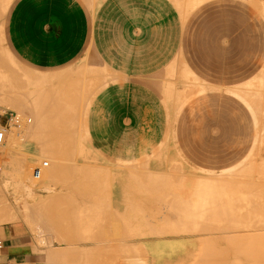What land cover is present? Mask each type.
<instances>
[{"label":"crops","instance_id":"obj_1","mask_svg":"<svg viewBox=\"0 0 264 264\" xmlns=\"http://www.w3.org/2000/svg\"><path fill=\"white\" fill-rule=\"evenodd\" d=\"M4 3L0 0V42L23 73L77 75L84 68L90 70L94 59L106 70L105 85L89 104L87 128L90 153L102 159L93 168L114 177L99 178L90 200L101 201L119 217L105 224L103 234L97 233L99 242H109L106 239L118 229L126 250L144 242V248L164 251L162 259L169 260L174 255L167 251L187 249L189 233L173 235L166 221L155 217L164 207L157 203L161 196L164 199L174 187L176 197L184 198L202 180L197 175L211 179L257 151L264 159V7H260L264 0H201L185 16L174 0H10L7 7ZM181 78L195 80L196 87ZM137 165L147 167L139 173L145 170L147 175L149 170L148 178L142 174L138 180ZM171 165L183 174L171 175ZM163 172L168 175L160 177V189L156 181L148 184L150 173L149 182ZM120 219L122 224L115 229L112 222ZM136 224L149 234L138 236ZM26 225L24 220L0 224L4 245L0 264H45L36 235ZM150 227L166 234L152 237ZM149 256L151 261L161 258ZM126 258L131 263L133 256Z\"/></svg>","mask_w":264,"mask_h":264},{"label":"bare ground","instance_id":"obj_2","mask_svg":"<svg viewBox=\"0 0 264 264\" xmlns=\"http://www.w3.org/2000/svg\"><path fill=\"white\" fill-rule=\"evenodd\" d=\"M200 1L201 0H174V2L176 3V6L179 8L181 14L184 16L187 15L188 12L191 9H193L197 4H199ZM9 2H10V0H5V3L2 5L7 7L6 5H8ZM262 5H264V4H262ZM260 7H264V6H261V3H260ZM2 8H3L2 10L4 12L5 8L4 7H2ZM0 12H1V10H0ZM0 14L3 15V13H0ZM2 15L0 16V18L2 17ZM0 21H1V19H0ZM7 57H8V59H10L9 62H11L15 66L17 65L15 60L13 58H11L10 55H7ZM4 65H5V62H3V60L0 58V130L2 131V137L0 140V188L2 187V185H4V188L12 195L13 198H12V203H9L7 205V206H9L8 208L6 207V205H4L5 207L2 206V209L0 208L1 209L0 210V224H2L4 222H8V221L22 220V218L24 217L26 219V224H27L26 226H28L29 229L33 233L37 234V237H39V238H40V236L43 238L44 230L48 231V229L49 230L52 229L53 232L48 231L49 233L51 232V234L52 233L54 234L56 232L55 237L57 239H59L58 241L59 242L66 241L69 246L67 245L66 250H64L65 248L63 247L64 249L63 248L62 249L64 251L61 250L60 247H59L60 251H51L52 253L50 252V256L48 255V251H49L48 249H50V248L46 249V251H47L46 254H47V256H49L46 258H47V260H48V258H50V259L48 261L46 260L45 264H59V262H61V259L63 261L65 259V261H66L67 259L69 260V258L72 261L69 260V262H64L65 264H104V263L108 262L109 259H110V261L106 264H114L116 259L118 260V258L115 259L114 257H118V255H123V257L125 259H127L126 256L127 255L129 256V254H131V256H133V258H131V260H132L131 264H264V221L261 223V225L257 224L258 226H262L261 228H258L257 225H256L257 227L255 226L256 228L252 225L249 226L247 224L248 222L240 225V227H243V229H245V230H243V232H240V230H242V229L238 230L239 224H241L243 221L241 220V223H238V225H237V221L236 222L234 221L235 219L237 220V217L240 218V217L245 216L246 212L244 215L242 214V212H244L245 210H247L248 213L251 212V209H249L250 211H248L249 207L252 208L254 213H255V211L257 212L258 208L262 209L263 213L260 215H262V217H264V202H263L264 198L257 196V194L260 192L259 191V192H256L255 193L256 196L252 197L251 199L247 198V197H245V198H242V197L239 198L238 197V198L230 199V194H231V192L229 191L230 187H226V185L227 186H229V185L227 183V180H224V179H227V176L222 177L224 179H221V177L220 178L212 177L213 179L212 178L209 179L207 176L208 179L205 180L204 176H200V175L196 174L197 176H199V178L202 177V180H198L199 181L198 184L192 185L191 192L188 196L185 195L186 197H184V198L182 196L180 198V196H179L177 198L175 195L176 190L173 192L174 187H173V189L171 188L172 189L171 192L169 191L171 196H169L170 195L169 194L168 195L169 197H168L166 194V196H165L166 201H165V198L163 199L162 196H161V198L163 200L159 199L160 197L158 196L159 197L158 199L162 200V201L158 200L157 203L162 202L160 204V207H162V206H164V207H162L163 209H158L159 213H157V215H155V217H157L158 219H161L163 221H166V223L165 222L164 223L166 224V227L168 225L167 231L171 232V234L173 233V235H175L174 233L181 232V233H189V235L191 236L190 242L188 241V244H190V246L187 249L180 250V251L179 250L178 251H176V250L167 251L168 253H171V255H174V257H172L171 259H169V260L162 259L163 255H164V251L148 250V249L144 248L143 247L144 242L142 244L140 243L141 245L139 247L137 246V245H139V243L138 244L136 243L137 245L134 244V248L137 246V248H135V249L128 247L129 250L128 249L126 250L125 248H123L124 245L121 243L122 237H121L120 233H122V232H120V230H118V229H117L118 231L113 229L115 233L112 232L113 230H110V232H112L115 235L113 238L106 239L109 242L104 241L107 244L103 243L102 241L100 243L99 242L100 236L97 235V233H102L101 230L104 228V226H106L105 224L108 225V224H110L111 220L118 219L119 214L116 213L115 211H112L111 208H106L104 203L101 204V201L99 202L100 204H94L90 200V198H92V197H90V190H92V189L96 190L94 188H97L96 184L98 183L99 178H105V177L101 176L102 173L101 174H99V172L94 173L95 168H93V165L90 166L91 164H85L86 161H84V160H87V157L83 151H79L77 153V151L75 149L73 150L71 148V145H73L75 142V137L73 138L72 134H64L63 133L65 129L68 130V127H66L64 125V122L66 121L64 118H66V116H68V114H71L72 107H75L74 105L72 107L66 106L68 104L67 101L65 102L66 105L62 106V105H64L63 102L66 98L71 99L74 95L73 94V95L67 97L66 89H68V88H66V86L72 85V83L74 81L78 80V79L75 80V78L76 77L78 78V76H76L74 73L72 74L71 72H68L67 74H62V75H44V74H37V75L31 74L30 75V74L23 73L22 69H19L17 66H16L17 67L16 69L13 68L10 71V69L2 68V66H4ZM102 66L103 65L101 64L100 60H98V59H94L93 62L90 63V79L89 80H91V82H90V88L89 89L91 91H92V89L96 88L97 84L99 83V81L101 79H103V81H104V78L106 77L105 76L103 78H100V77H102L100 74V72L102 70V68H101ZM98 73L100 74V76L98 75ZM102 74L104 75V73H102ZM82 76H84V75H82ZM84 78H86V77H84ZM192 78H194V77H192ZM79 80L82 81V79H80V78H79ZM181 80H183L185 82H186V80L189 82H192L194 87H196L195 80H193V79L190 80V79H182L181 78ZM176 81H175V83H176ZM183 81H181V82H183ZM69 82H72V83H69ZM262 82H260V83H262ZM16 83H18V84H16ZM92 83H94V84H92ZM48 86H53L52 87L53 89L51 87H49V89H51L50 92H47V90H46V88H48ZM21 88L27 89L26 96H25L27 99H22V96L20 95L19 91H18V93H14L15 90L21 89ZM83 88L85 89V87H83ZM97 88L95 90H97ZM44 89H45V91H42ZM165 89H164V92H165ZM202 89L204 91L205 87ZM98 90H99V88H98ZM199 91H201V90H198L196 92L199 93ZM74 92H75V90H74ZM84 92H85V90H84ZM88 92H89V90H88ZM94 92L95 91H93V93ZM71 93H73V92H71ZM168 93L167 94L165 93L166 94L165 96H167ZM238 95L240 96V94H238ZM28 96H29V98H28ZM191 96H192V94H191ZM84 97H83V101H84ZM169 97L170 96H168V99H169ZM91 98H93L91 95L89 98H87V101L85 102L86 107L89 106ZM255 99H256V97H255ZM256 101H258V100H256ZM255 105H256V103H255ZM84 108H85V106H84ZM180 108H181V105L176 107L175 108L176 112H179L178 110ZM78 109H80V108H78ZM7 110H10V111L16 110L18 112L16 113L17 114L16 116H12L10 118L5 119L4 115L6 112H8ZM83 110L86 111V108ZM22 113H31L32 117L27 116V118L24 119L25 117H24V114H22ZM78 113H79V111H78ZM83 116H84V118H82V119L84 120L83 122H85V115H83ZM72 119H74V118L72 117ZM72 119L71 118L68 119L69 122H71V123H69L70 124L69 130H71L74 127L73 126L74 123H72L73 122ZM80 124H81V121H80ZM84 125H85V123H84ZM85 126H87V125H85ZM76 127H77V124H76ZM79 131H81V130H79ZM66 133H68V131ZM79 135L81 136V134H79ZM80 136H79V138H80ZM76 137H78L77 134H76ZM79 138L78 139L76 138L77 139L76 145H78L77 144L78 140H79L78 143L80 142ZM73 139H74V141H73ZM68 144H70V145H68ZM67 145L70 146L71 149L70 148L68 149ZM160 146H162V145H160ZM158 149H159V147H158ZM75 151L77 154L75 153ZM79 153L81 154L82 157H81V159L79 157H77V161L75 162L73 160V158L75 155L77 156ZM157 153H159V150L157 151ZM171 153H173V152L171 151ZM73 154H74V156H73ZM43 158H48V159H43ZM245 160H243V161H245ZM248 160H249V162L248 161L247 162L250 163L251 159H248ZM50 161H51V163H50ZM176 161H177V159H176ZM38 162L40 164H38ZM247 162L245 163L244 168H242L243 166L238 167V171L235 174L238 173L237 175L240 177H248V176L252 177V174L250 173V169H249L252 162H251V164H248ZM135 163H136V161H135ZM172 163L175 164L177 162H172ZM124 164H125V162H124ZM144 164H146V162ZM177 164L180 165V163H177ZM177 164H176V166H178ZM129 166H131V165H129ZM171 166L173 167V165H171ZM171 166H170V168H171ZM237 166H239V164ZM137 167H138L137 173H138V177H139L138 180H140V176L142 174L145 175L146 173H144L145 170L143 172H140L141 174L139 173V171H141V169L142 170L147 169V167L141 168L142 166L140 167V165H137ZM131 168L132 167H130V169ZM139 168H140V170H139ZM174 168L175 167H173V169L172 168L171 169L174 170ZM232 169L230 171H232ZM239 169H241V170H239ZM180 170H181V168H180ZM185 170H187V169H185ZM200 170L202 171V169H200ZM148 171L146 170L147 175H145V177H147V178H148V173L150 172V171L149 172ZM135 172H136V170H135ZM172 172L170 173L171 175H173L175 172L176 173L179 172V173H177V175L179 174L178 176L183 174V172L180 173L179 169L177 171L174 170ZM189 172H191V171H189ZM225 172H227V171H225ZM107 173H110V172H107ZM166 173H167V171H166ZM166 173L163 172L164 177L162 174H161V176H160V174H159V176L156 175L155 176L156 178L159 177L158 180H156V178H154V180H153V178H152L153 181L149 182L151 180V178H150L151 173H150L149 174L150 180L148 179V184L151 185L150 183H152V182L154 183L156 181V184L158 183L157 184V186H158L159 183H161V181H159L161 179L160 177H162L164 179L165 176L168 175ZM184 174H186V173H184ZM190 174L192 175V173H190ZM210 174H211V172H210ZM224 174L225 173H223V175ZM243 174L248 175V176H244ZM193 175H195V174H193ZM218 175H219V173H218ZM106 176H107L106 180L107 179L109 180V178L113 179V177H114L111 174H107ZM73 177L75 179H73ZM65 178H67V180H66L67 182L65 183V185L59 186L57 184H54V182H58V181H59V183L60 182L63 183L62 180ZM143 178H144V176L141 177V179H143ZM174 178H176V177H174ZM174 178L172 181H174ZM235 178H237V177H235ZM163 179H162V181H163ZM179 179L182 180L181 177ZM228 180L235 181L236 179L235 180L228 179ZM145 181H147V180L145 179ZM172 181H171V183H172ZM238 181L242 182L243 180L239 179ZM246 181L248 182L247 179H246ZM112 182H113V180H112ZM175 182L176 181H174L173 184ZM241 182H240V185H242ZM171 183L169 182V184H171ZM243 183L245 185V180L243 181ZM251 183L252 182H250V184ZM162 184L163 183H161V185ZM169 184H168V186H169ZM173 184H171L170 186H173ZM94 185H95V187H94ZM143 185H144V183H143ZM217 185H219V186H217ZM263 185H264V183H263ZM166 186H167V184H166ZM166 186H165V191H166ZM256 186H258V185H256ZM110 187L113 188V186H110ZM145 187H147V185ZM160 187H159V189H160ZM177 187H179L178 183H177ZM226 188L227 189L229 188V190H227L230 192L229 196L227 195L228 192L226 193ZM168 189L169 188H167V191H168ZM104 190H106V189H104ZM251 191H252V189H251ZM0 193H3L2 190ZM103 193H104V191H103ZM165 193H163V196L165 195ZM177 195H178V193H177ZM244 196H246V195H244ZM28 197H30V198L28 199ZM100 197H102V196H100ZM105 199H107L109 202V199L107 197ZM101 200H102V198H101ZM249 200H252L253 202H255L254 204H256V205H251L253 203L252 202L249 203ZM90 201L92 202V204L90 203ZM3 203H5V201ZM261 203L263 205L259 206L258 204H261ZM249 205H251V206H249ZM90 211H92V212L90 213ZM237 211H240V213L239 212L237 213ZM121 214H122L121 216H123V213H121ZM249 214L246 215L247 219H249L248 218ZM250 215H252V214H250ZM125 216H126V219L129 221L127 216L128 217H131V216H129V214L128 215L125 214ZM254 216L256 217V215H254ZM91 218L93 220V221H91L92 224H90ZM132 218H133V216H132ZM252 218H253V216H252ZM259 218H261V217L259 216ZM126 219H125V221H126ZM262 219H260V220H262ZM138 220L139 219H137L136 221H138ZM255 220H256V218H255ZM117 221H119V220H117ZM132 222H130V223L132 224ZM140 222H141V220H140ZM146 222H147V224L144 223L146 226L147 225L152 226V223H150L148 221H146ZM256 222L257 221H255L253 223V225H255ZM112 223H114L113 227H115V229H116L118 226L120 227V225L122 224V221L120 219V222L114 221ZM119 223H121V224L119 225ZM128 223H125V225ZM233 223H235V225ZM140 224H142V223H140ZM160 224H161V221H160ZM249 224H252V223H249ZM88 225H90V227L92 226L93 228L92 227L89 228L90 230H86V232L84 230L85 233L83 232L84 233L83 235H85V236H84L83 240H85L84 241L85 245H80L79 243H81V241H80L81 239L79 240L80 241L79 243L77 242L78 239L81 237L80 235H78V233H81V232H79V229L82 230L81 229L82 226H83V228L84 227L86 228ZM134 225H132L133 228H135ZM127 226H129V225H127ZM139 226L140 225L136 226V228H135L136 231H138V230L140 231L141 228L138 229ZM146 226H143V229H142L143 231L145 229L144 227H146ZM161 226L162 227L164 226L163 223ZM158 227L159 226H157V228ZM164 227H163V229H164ZM166 227L164 230H166ZM157 228L156 229L154 228V230L152 231L151 227H150L149 228L150 233L151 234L157 233L158 235L160 234L161 236H162V234H166L165 233L166 231L162 234L158 233L160 231H158L159 228H158V230H157ZM130 229H132V228H130ZM98 231H101V232H98ZM132 231H134V230H132ZM142 233L143 232H141V234H139L138 236H141ZM146 233L147 232H144L143 234H146ZM51 234L47 235L48 239L51 238ZM56 234H58L59 237H57ZM135 234H137V233H135ZM147 234H149V233H147ZM157 234H155L156 237H157ZM182 235H184V234H182ZM132 237H134V236H132ZM152 237H153V234H152ZM163 238H164V236H163ZM144 239H145V237H144ZM142 240H143V238H142ZM159 240H161V239L159 238ZM166 240H168V239H166ZM177 241L179 243L180 240H177ZM48 242L50 243L49 240H48ZM183 242H184V239L181 240V243H183ZM49 243H47V244H49ZM155 243L156 242H154L153 245H155ZM158 244H160V243H157V245ZM240 244H242V245H240ZM114 245H116V246H114ZM130 245H131V243H130ZM153 245H152V247H154ZM3 246H4L3 242L0 240V253L2 252ZM128 246H129V244H128ZM163 246H164V244H163ZM125 247H127V245H125ZM155 247H157V246H155ZM56 248H58V247H56ZM183 248H184V246H183ZM117 249H118V251H117ZM111 250H113V253H114V251L116 252L115 256ZM117 253H119V254H117ZM111 254H113L114 257H112ZM107 255H109V256H107ZM149 255H152L154 257H156V256L159 257L161 255L160 256L161 258H158L159 261H157L156 259H155L156 261L155 260L151 261L149 259V257H150ZM108 257H111V258L108 259ZM111 259H113V260L115 259V261L113 263H111L112 262ZM125 259L120 260L122 263L120 261H118V262L116 261L115 264H130V263H127L125 261ZM60 264H62V263H60Z\"/></svg>","mask_w":264,"mask_h":264},{"label":"rangeland","instance_id":"obj_3","mask_svg":"<svg viewBox=\"0 0 264 264\" xmlns=\"http://www.w3.org/2000/svg\"><path fill=\"white\" fill-rule=\"evenodd\" d=\"M7 53H6V51L4 50V48H3V46H2V44H1V42H0V58L3 60V62H5V65L7 66H9L10 67V70L11 69H13V68H15L16 66L15 65H13L11 62H9L10 61V59H8V57H7ZM10 58V57H9ZM15 66V67H14ZM26 67V66H25ZM102 68V67H101ZM103 70V71H102ZM102 70H101V72H100V74H101V76L102 77H100V78H103V77H105L106 76V70L105 69H103L102 68ZM102 73H104V75L102 74ZM100 74L98 73V75L100 76ZM82 75H84V76H82ZM76 76H78V78L76 77L75 78V80L76 79H78V80H76V81H74L73 79V83L75 84H73L72 82H69V83H72V85H67L66 86V88H68V89H66V95H67V97L68 96H71V95H73V97L71 98V99H65L64 100V105H62V106H65L66 105V101H67V105L66 106H70V107H72L73 105L75 106V107H72V112H71V114H68V116H66V118H64L66 121L64 122V125L66 126V127H68V130H64V134H72L73 135V138L75 137V142H74V144L73 145H71V148L74 150H76L77 151V153L79 152V151H83L85 154H86V157H87V160H84V161H86V163L85 164H91V165H93V163H95V162H99V161H102V159H101V157L100 156H98V155H93V154H91L90 153V145H92L91 144V141H90V137L88 136V134L87 133H90L89 132V127L87 128V126H85V125H87V112H88V109L90 108V106H87L86 107V101H87V98H89L90 97V95L94 98L95 96H96V94L99 92V90H100V88L102 87V86H104L105 85V80H106V77L104 78V81H103V79H101L100 81H99V83L97 84V86H96V88L98 87L99 88V90H98V88H97V90H95V89H92V91L89 89L90 88V82H91V80H89L90 79V70H88L87 68H84L81 72H79ZM84 77H86V78H84ZM98 77V76H97ZM79 78L80 79H82V81L81 80H79ZM99 78V77H98ZM99 78V79H100ZM87 80V81H86ZM89 80V81H88ZM80 81V82H79ZM89 82V83H88ZM68 83V84H69ZM83 83V84H82ZM102 83V84H101ZM86 84V85H85ZM92 84H94V83H92ZM82 85V86H81ZM70 86V87H69ZM73 86V87H72ZM87 86V87H86ZM100 86V87H99ZM49 87H53V86H48V88H46V90H47V92H50L51 91V89H49ZM76 87V88H75ZM83 87H85V89L83 88ZM79 88V89H78ZM82 88V89H81ZM53 89V88H52ZM85 90V92H84V90ZM71 90V91H70ZM74 90H75V92H74ZM88 90H89V92H88ZM18 91L20 92V95L22 96V99H27L25 96H26V91H27V89H23V88H21V89H17V90H15L14 91V93H18ZM42 91H45V89L44 90H42ZM70 91V92H69ZM82 91V92H81ZM93 91H95L94 93H93ZM71 92H73V93H71ZM87 92V93H86ZM24 93V94H23ZM69 93V94H68ZM92 93V94H91ZM61 94V93H60ZM83 94V95H82ZM87 94V95H86ZM86 95V96H85ZM85 96V97H84ZM83 97H84V101H83ZM28 98H29V96H28ZM93 98H91V101L93 100ZM74 99V100H73ZM80 99V100H79ZM69 100V101H68ZM91 101H90V103H91ZM71 104V105H70ZM77 106H76V105ZM81 106H80V105ZM80 106V107H79ZM84 106H85V108H86V111L85 110H83V109H85L84 108ZM78 108H80V109H78ZM82 110V111H81ZM8 112H6L5 113V119H7V118H10L11 116H10V114H14V115H17L16 113L18 112V111H16V110H12V111H10V110H7ZM14 111V112H13ZM78 111H79V113H78ZM84 112V113H83ZM22 114H24V119H26L27 118V116L28 117H32V114L31 113H22ZM21 114V115H22ZM80 114V115H79ZM85 115V122H83L84 120L82 119V118H84V116L83 115ZM23 116V115H22ZM83 116V117H82ZM71 118L72 119V117L74 118V119H72V123H74V129L72 128L71 130H69L70 128V124L69 123H71V122H69V118ZM80 119H79V118ZM76 119V120H75ZM79 119V120H78ZM80 121H81V124H80ZM84 123H85V125H84ZM76 124H77V127H76ZM84 126H83V125ZM81 128V129H80ZM76 129V130H75ZM79 130H81V131H79ZM68 131V133H66ZM82 132V133H81ZM76 134L78 135V137H76ZM79 134H81V136L79 135ZM79 136H80V138H79ZM79 138L80 139V142L78 143V141H77V144L78 145H76V140ZM73 141H74V139H73ZM68 145H70V144H68ZM67 145V148L69 149L70 148V146H68ZM78 146V147H77ZM70 148V149H71ZM76 151H75V153H76ZM76 153V154H77ZM73 156H74V154H73ZM77 157H79L80 159H81V154L79 153L77 156L75 155L74 156V158H73V160L76 162L77 161ZM43 159H48V158H43ZM248 159H251L250 160V163H248L249 162V160ZM72 160V161H73ZM248 161V162H247ZM248 163V164H251V162H252V164L250 165V173L252 174V177L251 176H248V175H244V176H248V177H240V176H238L237 174H235L237 171H238V167H241V166H243L242 168H244V166H245V163ZM50 163H51V161H50ZM37 164V163H36ZM38 164H40L39 162H38ZM244 164V165H243ZM99 167V166H98ZM248 167V166H247ZM99 168H95L94 169V173L95 172H99V174H101V176L103 177V171H104V169H100V170H98ZM234 169V170H233ZM232 169V171H227V172H222L221 174L219 173V175L217 176V174H215L216 176L214 177V178H222V177H226L227 176V179H224V178H222V179H224V180H227V183H228V185L229 186H227L226 185V187H230V190H229V188L227 189L226 188V193L228 192V196H229V194H230V192H231V194H230V199H232V198H245V197H247V198H252V197H255L256 196V192H259L258 194H257V196H259V197H262V198H264V185H263V183H264V159H263V157H262V155L260 154V152L259 151H257L256 153H253L251 156H250V158H247L244 162H242L241 164H239V166H236V168L234 167ZM239 170H241V169H239ZM235 171V172H234ZM229 172V173H228ZM240 172V171H239ZM253 172V173H252ZM223 173H225L224 175H223ZM234 173V174H233ZM230 174V175H229ZM233 174V175H232ZM257 174V175H256ZM107 175V174H106ZM105 175V178L107 177ZM235 175V176H234ZM254 175V176H253ZM229 177V178H228ZM235 177H237V178H235ZM240 177V178H239ZM73 179H75L74 177H73ZM228 179H233V180H235V181H232V180H228ZM245 180V185H244V183H243V181L241 182V181H238V180ZM246 179L248 180V182L246 181ZM253 179V180H252ZM258 179V180H257ZM67 180V178H65V179H63L62 180V182L63 183H59V181L58 182H54V184H57V185H59V186H61V185H65V183L67 182L66 181ZM250 180V181H249ZM262 181V182H261ZM240 182L242 183V185H240ZM250 182H252L251 184H250ZM255 182V183H254ZM254 183V184H253ZM257 183V184H256ZM224 184V183H223ZM226 184V183H225ZM221 185V184H220ZM256 185H258V186H256ZM261 185V186H260ZM217 186H219V185H217ZM225 186V185H224ZM252 189V191H251V189ZM253 187V188H252ZM2 188V189H1ZM0 189L2 190V192L3 193H0V208L2 209V206H4V205H6V207L8 208L9 206H7L9 203H12V195L4 188V185H2V187H1ZM245 189V190H244ZM1 190H0V192H1ZM227 190H229V191H227ZM258 190V191H257ZM5 191V192H4ZM7 191V192H6ZM242 191V192H241ZM251 191V192H250ZM262 192V193H261ZM225 193V194H226ZM248 193V194H247ZM5 195V196H4ZM244 195H246V196H244ZM254 195V196H253ZM30 197H28V199H29ZM5 199V200H4ZM5 201V203H3ZM253 203V204H251V205H256V204H254L255 202H253L252 200H249V203ZM264 202V201H263ZM251 205H249V206H251ZM259 206H262L263 204L261 203V204H258ZM233 206V205H232ZM5 207V206H4ZM3 207V208H4ZM234 207V206H233ZM0 209V210H1ZM249 209H251V212H249L250 214H252V215H250L248 212H247V210H245L244 212H242V214L244 215L245 214V212H246V214H245V216L246 215H248L249 214V216H248V218L249 219H247V216L245 217V216H243V217H240V218H238L237 217V220L235 219L234 221L236 222L237 221V225H238V223H241V220L243 221L241 224H239V228H238V230H240V229H242V230H240V232H243V230H245V229H243V227H240V225H242V224H245V223H247L249 226H256L257 224L259 225H261V223L264 221L263 219H264V217H262V215H260V214H262L263 212H262V209H260V208H258V210H257V212L255 211V213H254V211L252 210V208H248V211H250ZM108 210V209H107ZM92 211H90V213H91ZM240 213V211H237V213ZM261 212V213H260ZM254 215H256V217L254 216ZM252 216H253V218H252ZM258 216V217H257ZM259 216L261 217V218H259ZM243 218V219H242ZM255 218H256V220H255ZM263 218V219H262ZM245 219V220H244ZM260 219H262V220H260ZM22 220H24L25 222H26V219L23 217L22 218ZM240 220V221H239ZM247 220V221H246ZM260 220V221H259ZM90 221H93L92 220V218L90 219ZM97 221V220H96ZM255 221H257L256 223H255V225H253V223L255 222ZM249 223H252V224H249ZM234 225H235V223H233ZM257 225V226H258ZM256 226V227H257ZM92 227V226H91ZM90 227V225H88L86 228L84 227L83 228V226L81 227V229L82 230H80L79 229V232H81V233H78V235H80L81 237L78 239V243L81 241V243H79L80 245H85V240H83V238H84V236L85 235H83L85 232H86V230H90L89 228H91ZM255 227V228H256ZM262 226H258V228H261ZM93 228V227H92ZM84 230H85V232H84ZM48 231H51V232H53V230L52 229H48ZM47 230L45 231L44 230V232H43V238L40 236V238L39 237H37V234H35L36 235V241H37V248H38V251H40L41 252V255H43V260H45V263H46V260H47V258L46 257H49L50 256V252L51 251H60V248H61V250H63L64 248V250H66V248H67V245H68V243L66 242V241H63V242H59L58 240L59 239H57L56 237H55V233L53 234H51V232L49 233ZM84 232V233H83ZM45 234V235H44ZM48 234H51V238H49L48 239ZM77 235V236H78ZM115 235V234H114ZM117 235V234H116ZM56 236L57 237H59L58 236V234H56ZM50 237V236H49ZM113 238V237H112ZM81 239V240H80ZM48 240L50 241V243L48 242ZM80 240V241H79ZM83 241V242H82ZM47 243H49V244H47ZM240 245H242V244H240ZM54 246V247H53ZM66 246V247H65ZM69 246V245H68ZM114 246H116V245H114ZM56 247H60L59 249L58 248H56ZM64 247V248H63ZM48 248H52L51 250L50 249H48ZM63 248V249H62ZM46 249H48L49 251H48V255L49 256H47V251H46ZM63 250V251H64ZM115 250V249H114ZM112 251V253H113V250H111ZM116 251V250H115ZM114 251V256H115V254H116V252ZM117 251H118V249H117ZM66 252V251H65ZM52 253V252H51ZM120 253V252H119ZM119 253H117V254H119ZM113 254H111L112 255V257H114L113 256ZM107 256H109V255H107ZM117 256V255H116ZM123 255H118V257H114L115 259L116 258H118V260L116 259V261L118 262V261H120V260H124L123 258ZM109 258H111V257H108V259ZM50 258H48V260H49ZM106 259V258H105ZM107 259V260H108ZM115 259L113 260V259H111L112 260V262L111 263H113L114 261H115ZM128 259V258H127ZM47 260V261H48ZM69 260H71L70 258H69ZM69 260L67 259L66 261H65V259H64V261L61 259V262H59V264L60 263H62V264H65L64 262H69ZM72 261V260H71ZM70 261V262H71ZM109 261H110V259H109ZM108 261V262H109ZM115 261V262H116ZM126 261V260H125ZM108 262H106V263H108ZM115 262H114V264H115ZM121 262V261H120ZM106 263H104V264H106ZM122 263V262H121ZM131 264V263H130Z\"/></svg>","mask_w":264,"mask_h":264},{"label":"built area","instance_id":"obj_4","mask_svg":"<svg viewBox=\"0 0 264 264\" xmlns=\"http://www.w3.org/2000/svg\"><path fill=\"white\" fill-rule=\"evenodd\" d=\"M10 116L12 117V116H16V115L10 114ZM4 117H5V115H4ZM1 137H2V131L0 130V140H1Z\"/></svg>","mask_w":264,"mask_h":264}]
</instances>
